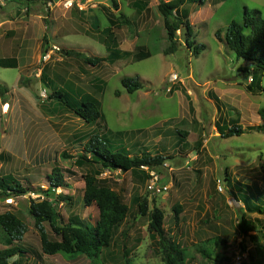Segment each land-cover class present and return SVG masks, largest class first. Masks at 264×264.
<instances>
[{"label":"rangeland","instance_id":"374dc122","mask_svg":"<svg viewBox=\"0 0 264 264\" xmlns=\"http://www.w3.org/2000/svg\"><path fill=\"white\" fill-rule=\"evenodd\" d=\"M63 1L65 0L34 2L41 13L46 14L45 7L48 11L51 9L49 16L46 15V22L52 27L51 30L59 20L64 27L68 23V29L74 28L68 31L70 34L62 36V39L59 40L53 35L55 39L51 38L47 42V53L50 57L47 61L49 66L55 69L58 63L67 73L74 74V81L77 76H81L83 82L79 83L81 88L77 89L98 100L103 119L96 123H85L61 104L49 100L50 88L40 83L28 90L33 96L35 94L34 104H29L32 100L29 96H16V91H19L17 89L12 92L14 79L9 72H5L6 81L0 78V82L10 89L12 96L9 102L12 106L3 104L5 108H9V115L0 116L1 128L7 127L4 138L0 139V147H6L9 156H15L17 164H13L10 170L19 165L25 166L13 171L12 175L9 171L8 174L1 175L11 176L31 189H45L46 175L54 166L61 167L65 172V186L57 189L56 193L67 195L71 200L57 204L56 211L61 219L56 221L57 225L72 218L94 224L98 210L95 206L85 207L82 203V177L98 170V166L76 163L77 155L84 152V145L90 136L98 134L108 140L112 149H126L132 156H140L144 152L152 156L161 155L165 160L156 170L159 175L154 174L157 176L156 183L159 182L167 189L160 194L151 193L147 189L149 176L153 173L149 172V169L139 168L128 172L105 170L99 175L98 178L102 179L104 185L118 193L128 207L127 216L113 231L109 247L102 251L99 264H165L159 238L148 229L149 213L153 208L162 210L164 214L163 228L167 247L186 250L189 256L188 264H232L237 254L243 255L241 264H264V240L260 233L264 214L248 215L249 219L256 221L255 231L250 233L254 242L248 237H242L237 229L240 211L244 210L241 201L245 200V195L251 196V203L262 205L264 202V132L246 130L240 136L221 138L211 134L212 122L205 123L201 119L203 127H200V130L196 128L195 123L194 128L197 130L192 127L193 120L199 116L201 103L205 101L202 98L207 90L219 82H235L245 88L252 83V73L250 76H243L239 72V68L247 62L237 58L233 51L227 48L224 36L231 21L242 23L246 10L250 13L258 11L264 20V0H206L203 5H184L187 17L183 20L189 25L190 32L185 24L182 25L176 32L180 46L175 54L170 55L163 53L168 41L164 20L159 11V0H153L147 4L149 18H141L140 21L144 24H139L133 31H130L131 26L112 27L117 25V22L108 21L120 44L126 42V48L135 49L133 53L136 54H139L138 51L151 53L150 58L138 63H131L130 60L129 63L117 62L114 65L106 64L110 62L107 60L108 62L103 61L105 63L101 62L102 64L96 66L86 65L76 56L68 58L61 52L64 48H71L76 52L79 49L87 57H102V54L108 57L111 53L109 49L106 53L105 48L94 40L95 34H99L87 23L89 16L76 20L70 18L68 11H86L91 9V6H96L93 10L98 16V29L102 31L109 24L103 11L107 15L108 12L111 13L109 9H113V1L118 2L119 6L124 5V12L128 13L132 20L134 9L128 8L125 0H74L71 8H66ZM19 4L12 8L23 9L26 5ZM57 7L59 9H54ZM10 8H7L8 11ZM113 12L115 13V10ZM23 14L24 12L20 13ZM84 29L91 32L86 33ZM217 30H220L219 38L215 37ZM187 32L191 35L189 34L185 43ZM88 39L89 45L86 44ZM187 43L191 45L188 46ZM199 44H203L205 48L198 56H194L193 47ZM74 60L80 62L79 67L74 66ZM86 67L88 72L85 74ZM1 74L0 72V77ZM59 75L60 80L63 78L68 82L67 75ZM91 76L101 79L102 87L97 89L98 92H93L94 89L87 85ZM135 76L139 77L143 88L128 94L121 85V80ZM33 77L39 79L34 73ZM52 83L76 97L75 90L69 86L62 87L58 79L52 80ZM258 85L262 90L256 89L260 94L256 95L252 103L256 107L264 108V71L258 76ZM220 87L221 92H226L225 85L221 84ZM216 95L219 96L217 93ZM233 101L243 100L234 96ZM231 109L235 120H239L240 115L235 104ZM20 110L31 111L34 115L28 119L20 118ZM7 117L9 120H18L15 122V131L12 122L9 126L4 122ZM247 117L252 126L261 122L255 109H251ZM239 122L245 129L244 123ZM177 131L185 132L186 135L178 134ZM187 140L190 143L188 146L177 147L176 144L181 141L185 144ZM63 152L72 158L63 159ZM31 198L41 199L34 193L10 199L0 198V202L5 205L7 203V208L15 212L27 226L25 237L17 244L27 252L22 256L31 257L32 264H89L83 256L67 260L62 259L61 254H42L33 219L28 215L27 209H24V205H28ZM144 201L148 210L146 216H141L137 206ZM174 205L181 206L177 215L173 211ZM44 227L48 238L57 240L47 223ZM213 237L224 239L225 244L206 246L207 240ZM201 248L211 249L212 258L208 259L203 255Z\"/></svg>","mask_w":264,"mask_h":264},{"label":"trees","instance_id":"16d2710c","mask_svg":"<svg viewBox=\"0 0 264 264\" xmlns=\"http://www.w3.org/2000/svg\"><path fill=\"white\" fill-rule=\"evenodd\" d=\"M47 0H15V2L31 4L34 2H45ZM206 0H159V11L164 20V27L166 31L168 46L163 50L164 55L175 54L179 48L176 32L184 25V20L187 17V11L183 8L186 4L203 5ZM114 6L115 2L113 1ZM181 9V10H180ZM117 25L129 26L130 23L124 15H120L114 20ZM114 22V23H115ZM117 25H112L117 26ZM186 29L190 32L189 25L185 24ZM109 27L106 30L108 37L112 35V30ZM119 27V26H118ZM247 31V32H246ZM187 32L185 35V43L187 37L191 33ZM220 30L215 32V37L219 38ZM224 40L227 48L236 55L246 61L247 64L239 68V72L243 76H250L253 74V81L246 86L249 92H254L255 89H261L258 85V76L264 71V20L260 17L258 11H245L242 23L231 21L227 26ZM106 41V40H105ZM107 42V41H106ZM188 46L191 43H187ZM205 46L199 44L193 47V55L198 56ZM49 50V49H48ZM48 50H43V54ZM61 52L67 57H74L80 59L86 65L96 66L103 61H116L119 57L118 53H110L106 58L100 57H87L83 53L74 51L73 49H62ZM113 56L110 58V56ZM151 56V53H146L139 57V60L146 59ZM0 65L3 67H15L14 61L2 60ZM41 71L45 69L39 68ZM43 73H41L42 75ZM41 75L39 78H41ZM44 75V74H43ZM21 85L24 83L20 80ZM121 85L126 89L128 94L142 89V84L139 77H125L121 80ZM48 86V85H47ZM51 93L48 96L49 100L56 101L61 104L65 109L72 112L78 119L87 124L96 123L102 120V113L100 111V103L94 96L86 94L85 92H75L72 96L68 92H64L62 88L55 86L52 81L49 83ZM78 90V89H77ZM8 89L0 82V98L4 99ZM76 98V99H74ZM258 115L261 124L257 126H250L243 129L239 124H233L222 133L221 138H229L232 136H240L246 130L255 132H264V108L258 110ZM178 134L186 135L177 131ZM198 143H200L198 141ZM184 143L179 142L183 146ZM83 153L77 155V165L87 164L98 166V170L93 173L83 175L84 191L82 195V203L85 207L95 206L98 210L97 220L94 224L84 223L78 218H72L66 223L57 225L56 221L61 220L60 215L56 211V206L62 201L71 200L67 195L57 194L56 190L65 186V172L61 167L54 166L51 171L46 175L45 180L47 187L31 189L29 186L20 184L16 179L11 176L0 177V198L9 199L27 195L28 193L37 194L41 199H29L27 205V213L33 219L34 228L38 233L40 240L41 252L47 256H54L61 254L62 259L74 260L83 256L89 261V264H99L102 251L109 247L114 229L120 225L128 213V207L121 199V196L104 185L99 175L105 170L128 172L130 170L139 169L140 167H147L149 170L154 171L162 166L165 158L161 155H150L148 152L142 153L140 156H132L129 151L123 148L112 149L106 138L98 134L90 136L85 143ZM7 155L0 153V159H4ZM63 159L72 158L67 153H62ZM249 195H245V200L241 201L244 205V210L240 211L239 219L237 222L238 233L250 241L254 242L251 232L255 231V220L249 219L248 215H262L264 214V202L262 205L251 203ZM138 202V199H136ZM239 201V200H238ZM240 202V201H239ZM138 212L141 216L147 215V203H138ZM173 211L177 215L181 211V206L174 205ZM148 229L159 238V245L163 260L165 264H188V252L184 249L170 246L167 247L164 237V214L162 210L153 208L149 213ZM47 223L52 233L57 240H50L47 236L44 224ZM0 227L6 235L7 248L0 250V264H19L21 255L27 254L26 250L18 247L17 244L23 239L27 232L26 224L17 216V214L6 211L0 214ZM261 237L264 240V224L261 227ZM206 246L211 244L223 245L225 240L217 237L208 239ZM203 255L211 259L213 252L208 248H201L200 251ZM17 257L12 261L13 257ZM127 263V261H126Z\"/></svg>","mask_w":264,"mask_h":264},{"label":"crops","instance_id":"0c3cea01","mask_svg":"<svg viewBox=\"0 0 264 264\" xmlns=\"http://www.w3.org/2000/svg\"><path fill=\"white\" fill-rule=\"evenodd\" d=\"M126 1V6L128 8H133L134 9V20H132L130 18V16L128 15V13L124 12V5L123 6H119L118 2H115L112 5L113 9L115 10V13L113 12V9H109L111 11V13L108 12V15L105 14V11H103V14L106 17L107 23H109V20L114 21L115 18L119 17L120 15H124L125 17H127L130 25L132 27L133 31L135 30L139 24L143 25L144 23L141 22V18H149V11L147 10V4H150L153 0H125ZM150 1V2H149ZM4 6H3V4ZM5 2V3H4ZM66 2L63 1V3ZM149 2V3H148ZM77 5H79V3L76 1ZM95 2H91V4ZM214 3V2H213ZM0 61L2 60H7V61H14L16 63L15 67L12 68L11 66L8 67H3L0 65V72L2 73V79H5V75H7V73L5 72H9V74H11L10 76L14 79L13 80V90L12 92L14 93V90H19L16 91L18 97H28L29 99H32L30 101L29 104L32 103V105L34 104V96L31 94V92H29L28 90H30L31 88H33V86L35 85H39L43 84L45 86L48 85L49 87V83H51L52 80L58 79L60 84L62 85V87L65 86H69V88H71L72 90H75V92L77 94H79V92L82 93L81 89L77 88H81L79 83L83 82V79L81 78V76H77L75 81L73 80V75L74 74H69L67 73V70L65 71L64 68L59 67V64L57 63L56 69L55 67L49 66V61L47 62H43L42 61V56L44 55L43 49L45 47V49L47 50L48 45L47 42L50 41L51 38H53L52 36L55 35V38H59L62 39V36L65 37V35L70 34L68 31L72 30V29H68V23L66 27H64V24L59 20L58 23H56V25H54V29L51 30L52 27L48 26L47 21V16H49L48 14H50V11H48L47 7H45V12L41 13V11L37 8V5L34 4H26L25 7L23 9L18 8H12L14 5H20L19 2H12V3H8L6 1H0ZM8 7H11L10 10L8 11ZM94 8H97L96 6H91V9H87L86 11H82V10H77V9H71L69 10V15L70 18H74L76 20L79 19H83V17H88L89 20H87V23H90L91 26L94 28V31L96 33L99 34L96 35L94 37V40L97 41L98 44L102 45L105 48V52L107 53V49L110 50L111 53H118L119 57L117 58L116 62H113L112 60L110 62H108L106 64L109 65H114L115 63L119 62L120 64L123 63H129L130 60H132L131 63H138L141 62L143 60H147L146 59H142L139 60V57L142 55H145L146 53L140 52L138 51L139 54L133 53V48L131 49H127L125 44L126 42H123L122 44H120L117 39H116V35H113V39L112 36L110 35L108 37V34L106 35V30L107 28H109L111 25L110 23L108 24L107 27H105L102 31H100L99 25H98V16L95 15L94 13ZM54 9H59V7L54 8ZM52 9V11L54 10ZM63 10V9H62ZM67 11V10H64ZM21 12H24L23 15H20ZM27 12V13H25ZM107 13V12H106ZM19 15V16H18ZM47 15V16H46ZM54 18V22L55 21V17ZM144 19V21H145ZM45 20V21H44ZM137 21V22H135ZM147 22V21H146ZM145 22V23H146ZM96 25H98V27H96ZM119 26V28H123V25H117V27ZM128 30V29H126ZM125 30V31H126ZM84 32H91L89 29H84ZM130 31H127L128 33ZM71 33H73V31H71ZM81 33V32H80ZM125 36V35H124ZM53 38V39H55ZM107 42H106V41ZM86 44L89 45V39L88 41H86ZM85 47H87L85 45ZM89 47V46H88ZM44 49V50H45ZM67 49V48H64ZM71 49V48H68ZM76 51V50H74ZM79 53H82L81 50L78 49ZM100 55H98L99 57ZM93 57H97L93 56ZM113 56L111 55L110 58H112ZM70 58V57H68ZM100 58H106L105 54H102V57ZM102 62V63H105ZM113 62V63H112ZM74 64V66H78L79 67V61L76 62V60H74V62H72ZM101 63V64H102ZM100 64V65H101ZM99 66V65H98ZM44 71L42 70L41 73L43 72V74L41 75V73H36L37 69L39 68H44ZM30 71V73L28 74V72ZM86 72H88V69L86 67L85 69V74ZM33 73L36 77L39 78V76L41 75V78L39 79H35L33 77ZM59 74H63V76L67 75L68 76V83L67 81L60 80L59 79ZM84 74V72H82V75ZM70 75V77H69ZM50 76V77H49ZM61 77V76H60ZM72 78V79H71ZM22 79V82L24 83L23 85H21L20 80ZM75 83V84H73ZM222 81V80H221ZM5 87H7L5 85V83L1 82ZM101 83V79L98 76H91L89 77V79L87 80V85L90 89H94L93 92H98L97 89L101 88L102 86L100 85ZM225 85L226 92H221L222 89L220 87V85ZM8 92L5 95L4 99L0 98V116H8V109L6 108V111L3 112V108L5 109L6 106H9L8 104H10L12 106V104L9 102V98L11 95L10 89L7 87ZM253 89L255 90L254 92H249L245 86H243L242 84L239 83H235V82H219L215 87H213L210 90H207L206 93L204 94V97L202 98L205 101H202L200 106V110H199V116L198 118L193 120L192 123V127L194 128V123L196 124V128L203 127L202 121L203 122H212V130H211V134H216L219 135L218 137H220V132L222 133L223 131H225L227 128H229L230 126H232L233 124H239L241 121L242 123H244L245 125V129H247L248 127L252 126L250 125V121L249 119H247L250 110H258L260 109L258 106L256 107L255 105H253L252 101L253 99L256 98V95L258 96L260 93H257L256 89L253 86ZM247 90V91H246ZM28 93H27V92ZM200 91V90H198ZM219 95L217 96L216 93ZM231 93H230V92ZM72 92V91H71ZM51 93V92H50ZM29 94V95H28ZM201 96V95H200ZM234 96H238L239 98H242L243 101H233V97ZM8 97V98H7ZM223 97H227L226 99H224ZM201 98V97H200ZM207 101V102H206ZM6 103V104H5ZM3 104H5L6 106L4 107ZM235 104L236 109H238V115H240L239 120H235V115L233 113H231V107H233ZM29 107V106H27ZM256 107V108H254ZM2 110V111H1ZM204 110V112L202 113V111ZM240 110V112H239ZM32 111V108H31ZM31 111H18V113L20 114V118H31V116H33L34 114H31ZM190 111V109H189ZM25 113V115H22V113ZM15 114V113H14ZM14 116V115H13ZM202 119V121H201ZM241 119V120H240ZM14 120V121H13ZM18 121L16 118H13L11 120H9V118L7 117V119H5V123L8 124V126L11 124V122L14 124L13 130L15 131V122ZM23 123V122H22ZM261 122H257V125H260ZM24 124H22L23 126ZM257 125H253V126H257ZM242 127V125H240ZM194 128V129H196ZM46 129V128H45ZM12 130V131H13ZM197 130V129H196ZM192 131V130H191ZM7 132V127L1 128V123H0V139L4 138V133ZM193 132V131H192ZM189 135V134H188ZM187 135V136H188ZM204 136H202L203 138ZM187 144H190L187 140V143H185L183 146H188ZM177 145V144H176ZM40 150V149H39ZM0 153L9 156L8 154H10L8 152V149L5 147L3 148V146L0 147ZM12 155V154H11ZM196 158V157H195ZM14 164V166L17 164L15 163V156H9V158L4 157V159H0V176L3 177L1 174H8L9 173L12 175L13 171H16L18 168H23L25 165H19L18 167H13V170H10L12 165ZM20 170V169H19ZM18 170V171H19ZM10 199V198H9ZM24 209H27V205H24ZM6 211H11V209L7 208V203L5 205L2 204L0 202V214L6 212ZM15 214V212H13ZM26 235V233H25ZM25 235L23 236V238L25 237ZM0 239L3 240V242H1L0 240V250H3L9 246H7L6 244V235L5 233L2 231L1 227H0ZM43 258V257H42ZM17 259V257L15 256L12 261H15ZM44 260V259H42ZM33 259L29 256L23 257L21 255V259H20V263L19 264H32Z\"/></svg>","mask_w":264,"mask_h":264},{"label":"built area","instance_id":"2783aa9c","mask_svg":"<svg viewBox=\"0 0 264 264\" xmlns=\"http://www.w3.org/2000/svg\"><path fill=\"white\" fill-rule=\"evenodd\" d=\"M73 1L74 0H66L65 7L66 8H71L72 7V4H73ZM56 50H58V49H56ZM41 59H42L43 62H47V60L50 59L49 54L48 53H45L42 56ZM37 72L41 73V70L40 69H37ZM5 109L3 108V110H4L3 112H5ZM143 169H148V168L143 167ZM149 172H153V173H151V176L152 177L149 176L150 180L148 181L147 189L151 193L154 192L155 194H160V193L166 191L167 187H164V185L159 184V182L156 183V180H157V176L156 175H158V174H156L154 171H151V170H149ZM219 189L221 190L220 187H219ZM242 256L243 255H238L237 254L236 257H235V260H233V263L232 264H241L242 263Z\"/></svg>","mask_w":264,"mask_h":264},{"label":"clouds","instance_id":"9594fccd","mask_svg":"<svg viewBox=\"0 0 264 264\" xmlns=\"http://www.w3.org/2000/svg\"><path fill=\"white\" fill-rule=\"evenodd\" d=\"M141 169H143V167H140ZM147 168V167H146ZM149 169V168H148ZM159 175V174H158ZM241 204V203H240Z\"/></svg>","mask_w":264,"mask_h":264}]
</instances>
